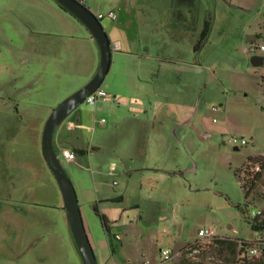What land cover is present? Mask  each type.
Listing matches in <instances>:
<instances>
[{
    "label": "rangeland",
    "instance_id": "1",
    "mask_svg": "<svg viewBox=\"0 0 264 264\" xmlns=\"http://www.w3.org/2000/svg\"><path fill=\"white\" fill-rule=\"evenodd\" d=\"M118 2L88 0L86 5L111 40V67L101 85L109 96L94 104L82 103L54 139L98 263L175 264L180 257L167 261L162 250L177 254L188 243L201 240L203 228L214 229L218 237L255 241L258 233L247 217H253V210H264V173L247 198L236 171L244 170L251 157L264 155V64L252 62L253 55L264 56V13L232 14L220 5L216 12L215 1L209 0V7L185 10L186 26L168 23V31H157L158 38L151 42L143 31L146 47L136 40L135 31L120 29V21L162 26L168 18H153L146 11L126 13ZM131 5L128 10L135 8ZM209 16L210 41L195 52ZM163 34L174 40L161 41ZM250 35L256 36L252 42L247 40ZM130 36L135 40L115 47V38ZM93 39L100 62V47ZM91 78L86 75L69 83L54 101L50 95L41 96L42 109L50 116ZM78 112H96L105 120L93 131L78 129L82 146L88 148L90 143L86 156L76 154L79 164L63 154L65 148L75 149L77 137L65 126ZM44 128L45 124L38 128L41 158L33 139L25 142L28 150L23 153L18 151L24 143H4L8 154L0 156V164L6 165L1 171L9 190L0 200L47 204L52 229L32 239L28 232L2 231L0 223V248L35 250L26 256L0 252V264H84L71 236L63 194L44 155ZM62 132L66 140L57 142ZM101 215L107 217L110 233Z\"/></svg>",
    "mask_w": 264,
    "mask_h": 264
},
{
    "label": "crops",
    "instance_id": "2",
    "mask_svg": "<svg viewBox=\"0 0 264 264\" xmlns=\"http://www.w3.org/2000/svg\"><path fill=\"white\" fill-rule=\"evenodd\" d=\"M208 1L119 0V7L126 13L132 12V10H137V13L146 11L152 14L153 18L154 15L168 18L165 25L162 26L151 22L132 24L129 23V19L127 21L124 19L119 23L120 29H126L125 31L133 33L135 31V38L139 44L143 43L148 47L149 42L158 38L157 31L160 33L168 31L166 30L168 23L178 22L186 26L189 21L184 16L185 10L190 6L197 10L203 5L209 7ZM214 1L216 12L220 5L222 9L229 10L232 14L249 15L254 13L253 15L256 17L264 13V0ZM130 3L135 8L128 10ZM87 4L88 0H86ZM246 30L245 26L243 32ZM143 31H146L149 42L141 38ZM91 34L89 28L82 21L61 8L56 0H0V156L4 158L8 154V149L3 148L4 143L14 140L24 143L18 151L23 153L28 150L25 142L33 139L35 152L38 158H41L38 128L46 124L50 113L48 110L42 109L41 96L50 95L54 101L55 97L65 90L69 83L78 81L86 75L87 79H90L96 74L100 62L97 44ZM135 38L132 36L126 39L117 37L115 43L118 45L117 48L121 49L123 44H126L127 41L131 42ZM173 38L174 36L170 34H163L161 41L171 42L174 40ZM255 39L256 36L250 35L247 40L252 42ZM209 41L208 37L205 44ZM51 103L48 105H51L50 109L52 110ZM96 123L103 124L105 120L98 118L96 112H78L75 118L69 120L65 126L71 136L77 137L73 141L75 149H65L74 151L76 154H81L79 150H83L81 155L86 156L90 143H87L88 148L83 147L79 132L83 129L93 131ZM70 124L75 127L71 128ZM57 140V142H64L66 140L65 133L62 132ZM93 148L96 149V147ZM70 161L79 164L76 158ZM2 169H6L3 162L0 164V197L4 198V193L9 190V184L8 180L3 178ZM47 207V204L41 202L0 200L2 231L11 230L14 235L24 231L33 236L32 239H37L36 237L45 234V230L52 229L53 219L49 217L46 211ZM60 218L63 223L66 222L62 213ZM69 227L75 241L70 223ZM0 252L6 253V255L26 256L35 250L28 246L1 247Z\"/></svg>",
    "mask_w": 264,
    "mask_h": 264
},
{
    "label": "water",
    "instance_id": "3",
    "mask_svg": "<svg viewBox=\"0 0 264 264\" xmlns=\"http://www.w3.org/2000/svg\"><path fill=\"white\" fill-rule=\"evenodd\" d=\"M82 21L96 38L100 51L101 61L96 74L82 88L66 98L56 106L50 114L43 132V150L64 198V209L73 232L76 245L84 264H99L91 240L88 236L83 219L80 203L75 187L65 170L55 147V134L65 119L86 99L96 92L105 80L112 62L111 40L105 31L101 20L87 6L78 0H56ZM254 65L264 64V56L253 55ZM239 147L236 146V149Z\"/></svg>",
    "mask_w": 264,
    "mask_h": 264
},
{
    "label": "trees",
    "instance_id": "4",
    "mask_svg": "<svg viewBox=\"0 0 264 264\" xmlns=\"http://www.w3.org/2000/svg\"><path fill=\"white\" fill-rule=\"evenodd\" d=\"M59 5L65 11L75 16L63 5L60 3ZM211 23V16H209L205 21V28L201 34V38L194 47L195 52H199L201 47L204 46V43L208 39ZM79 152L82 154L84 151L79 150ZM257 164L260 165V170L254 171L253 169ZM262 173H264V155L251 157L249 164L246 166V168H244V170L236 171V175L241 178L242 188L244 189L247 198L258 188V181L262 176ZM96 210L98 212V209ZM101 218L106 230L110 233V226L108 224L107 217L101 215ZM247 220L249 221L252 229L258 233L257 236L259 234H264V210H262L260 215L247 217ZM200 242L201 240L195 243H188L182 249L183 254L175 264H264V260L252 258L248 255L249 250L254 242L218 236L210 239L204 244H200ZM193 248H200L201 252L194 257H189L188 254Z\"/></svg>",
    "mask_w": 264,
    "mask_h": 264
},
{
    "label": "built area",
    "instance_id": "5",
    "mask_svg": "<svg viewBox=\"0 0 264 264\" xmlns=\"http://www.w3.org/2000/svg\"><path fill=\"white\" fill-rule=\"evenodd\" d=\"M79 2H81L83 5L86 6V0H78ZM110 17L115 19L117 17V15L114 12L110 13ZM115 47L117 48L118 45H115ZM261 49H264V45L261 46ZM255 50V48H251V51ZM108 93L103 89V88H99L96 92H94L93 94H91L87 99L86 102L90 103V104H94L96 103L99 99H103L106 100V98L108 97ZM71 128H74L75 125L70 124ZM234 141H237L236 139H234ZM242 144L247 143L246 140H242L241 141ZM64 157L69 159V160H73L76 158V153L74 151H71L69 149H64L63 151ZM254 171H259L260 170V165H256L253 169ZM262 213V210H253L252 211V215L253 216H257L260 215ZM199 235L200 237H202L201 241L203 240H210L213 239L215 237H217V235L215 234L214 229L212 228H203L199 231ZM118 239L120 238L119 235L116 236ZM254 244L252 245V247L249 250L248 255L252 258H256V259H262L264 260V234H259L258 236H256V240L253 241ZM201 252L200 248H193L190 250L188 256L189 257H194L195 255L199 254ZM183 254L182 250L180 252H178L177 254H175L172 250L169 249H164L162 250V256L165 260H173L175 257H180Z\"/></svg>",
    "mask_w": 264,
    "mask_h": 264
}]
</instances>
